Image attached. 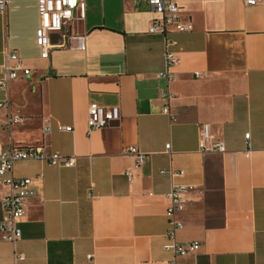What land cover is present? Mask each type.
I'll use <instances>...</instances> for the list:
<instances>
[{"label": "crops", "instance_id": "crops-1", "mask_svg": "<svg viewBox=\"0 0 264 264\" xmlns=\"http://www.w3.org/2000/svg\"><path fill=\"white\" fill-rule=\"evenodd\" d=\"M85 1L76 37L52 33L53 44H67L49 57L37 44L38 0H10L0 13V76L10 51L32 71L0 89L9 99L0 108V145L76 158L71 167L14 163L15 177L33 178V193L22 237L12 243L0 233V264H167L175 184L194 187L177 214V238L201 245L180 264H264V0H173L190 28L165 34L149 32L160 14L148 0ZM166 37L179 58L168 67ZM167 68L171 79L160 76ZM91 104L118 105L120 120L89 132ZM16 114L21 122L6 126ZM202 123L226 152L199 150ZM130 146L146 154L142 165ZM172 169L183 174L161 172ZM12 192L0 175V219Z\"/></svg>", "mask_w": 264, "mask_h": 264}, {"label": "built area", "instance_id": "built-area-1", "mask_svg": "<svg viewBox=\"0 0 264 264\" xmlns=\"http://www.w3.org/2000/svg\"><path fill=\"white\" fill-rule=\"evenodd\" d=\"M153 10L160 14L152 19L149 32L150 33H167L169 27L174 26L177 30L184 31L190 28V25L182 19V9L173 0H148ZM246 5H253L262 0H241ZM10 0H0V13H4ZM38 10L40 14V26L36 31L37 44L42 49L44 57L50 56V50L56 46H66V42L53 44L51 42V34L59 33L63 39L76 37L73 33V24L85 17L86 1L85 0H38ZM80 47L84 48V37L79 36ZM176 41L165 38V59L167 67L179 62L178 56L170 50ZM32 73L30 68L24 67L22 59L16 51H10L6 55V59L1 68L0 89L7 91L11 81L17 79L20 74L30 76ZM199 74V73H198ZM160 76L171 79L168 68L160 73ZM168 99L171 97L169 94ZM9 105L8 97L0 99V108ZM163 111L170 114L169 106H165ZM121 118V109L118 105L101 106L91 104L88 108L87 125L89 132L93 129L106 127ZM21 115H10L5 123L6 126H12L20 123ZM61 129L68 127L61 126ZM248 149L246 153L249 155L252 151L250 132L245 134ZM166 150L172 153L171 143H167ZM199 150L203 153H224L227 151L226 144L220 139H216L210 123H202L200 125ZM130 155L136 157V165L140 166L145 162L146 154L140 152L136 146L127 148ZM35 159L45 161L52 165H60L71 167L76 163L75 156H65L59 152L49 153L42 146H18L12 145L9 148H3L0 145V175L5 183L12 187L13 192L5 195L2 199V205L5 215L0 219V233L3 237L16 243L22 237V229L19 225L20 219L25 213L27 199L32 195L33 178L31 177H15L12 173L14 163L19 160ZM162 173H169L171 176L182 175L183 171L162 170ZM129 177H132L131 170L127 171ZM194 187L187 184H175L168 193L169 204L166 210L168 220V229L164 244L165 250L173 255V259L167 264H180L178 258L187 256L197 251L201 245L198 241L182 243L178 240V231L183 227V222L178 218L177 214L186 208V195ZM18 259H23V255L17 254Z\"/></svg>", "mask_w": 264, "mask_h": 264}]
</instances>
